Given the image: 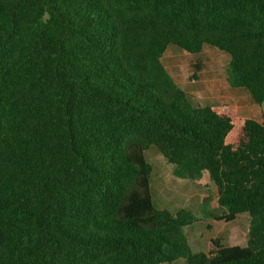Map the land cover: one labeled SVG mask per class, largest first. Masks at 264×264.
Here are the masks:
<instances>
[{"label": "trees", "instance_id": "obj_1", "mask_svg": "<svg viewBox=\"0 0 264 264\" xmlns=\"http://www.w3.org/2000/svg\"><path fill=\"white\" fill-rule=\"evenodd\" d=\"M171 45L226 53L229 86L264 105V0H0V264H264V123L196 103ZM150 147L208 174L217 221L249 214L247 246L192 250V212L154 202Z\"/></svg>", "mask_w": 264, "mask_h": 264}, {"label": "rangeland", "instance_id": "obj_2", "mask_svg": "<svg viewBox=\"0 0 264 264\" xmlns=\"http://www.w3.org/2000/svg\"><path fill=\"white\" fill-rule=\"evenodd\" d=\"M229 61V55L214 47H205L201 54L192 55L174 45L169 46L162 59L175 82L189 93L196 103L204 105H207L210 96L230 94L229 92L234 90L247 92L245 89L229 86ZM197 66L202 70L199 71ZM194 75H198L199 79H193ZM262 113L264 115V105ZM146 156L153 166L151 186L156 206L172 213L187 209L195 217V221L185 228L193 251L206 252L210 247L213 248L210 242L214 239H220L225 246H247L249 214L238 215L235 221L229 223L217 221L216 218L222 216V210L216 202L217 188L207 173L199 181L179 179L174 174L175 167L167 162L158 149L150 147ZM173 264L187 262L180 259Z\"/></svg>", "mask_w": 264, "mask_h": 264}, {"label": "crops", "instance_id": "obj_3", "mask_svg": "<svg viewBox=\"0 0 264 264\" xmlns=\"http://www.w3.org/2000/svg\"><path fill=\"white\" fill-rule=\"evenodd\" d=\"M229 93L230 94H220L219 96L216 97L210 96L208 98L209 100L207 102V105H216V106H225V107L230 106L236 109L241 119H252L260 123H264V115L262 113L263 105L260 106L254 103L250 95L245 91L234 90V91H230ZM210 244L212 245V241L210 242ZM211 250L212 247L207 249L206 253L210 252Z\"/></svg>", "mask_w": 264, "mask_h": 264}]
</instances>
